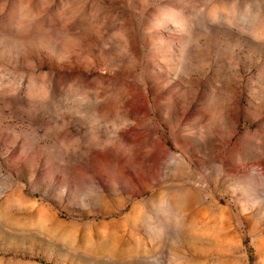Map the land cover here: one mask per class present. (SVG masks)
<instances>
[{"label": "rangeland", "instance_id": "1", "mask_svg": "<svg viewBox=\"0 0 264 264\" xmlns=\"http://www.w3.org/2000/svg\"><path fill=\"white\" fill-rule=\"evenodd\" d=\"M0 264H264V0H0Z\"/></svg>", "mask_w": 264, "mask_h": 264}]
</instances>
